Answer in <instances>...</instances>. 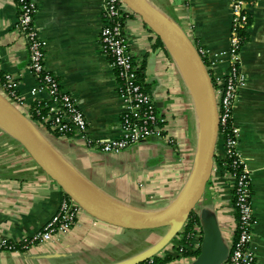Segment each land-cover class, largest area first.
I'll return each mask as SVG.
<instances>
[{"label":"crops","instance_id":"crops-1","mask_svg":"<svg viewBox=\"0 0 264 264\" xmlns=\"http://www.w3.org/2000/svg\"><path fill=\"white\" fill-rule=\"evenodd\" d=\"M144 1L205 50L208 65L215 63L211 73L226 71L230 0ZM35 2L34 23L46 52L45 69L56 75L62 90L77 101L91 142L119 137L124 103L115 71L99 47L103 24L100 0ZM246 10L251 23L239 52L245 84L238 90L232 122L238 128L237 148L251 176L255 264H264V0L247 5ZM17 18L16 1L0 0V71L17 80V91L32 105L29 90L36 78L28 68L27 45L16 29ZM124 31L142 74L140 82L155 103L162 138L151 137L115 154L87 146L77 134L59 135L49 125H38V129L60 162L96 195L139 210H162L180 197L192 176L203 142L202 114L191 78L175 53L131 11ZM39 96L46 98V93ZM224 159V139L219 136L199 210L206 208L215 214L230 247L237 212L234 178ZM62 192L0 123V243L20 244L31 238L56 212ZM133 231L137 230L104 223L82 211L66 234L51 241L26 249L0 248V264H117L149 249L165 234H148L147 238ZM180 238L157 256H176ZM193 259L175 258L166 264H188Z\"/></svg>","mask_w":264,"mask_h":264},{"label":"built area","instance_id":"built-area-1","mask_svg":"<svg viewBox=\"0 0 264 264\" xmlns=\"http://www.w3.org/2000/svg\"><path fill=\"white\" fill-rule=\"evenodd\" d=\"M258 0H230L232 10L229 57L227 69L221 73H211L217 95L219 134L221 128H228L224 138L225 167L234 178V207L237 212V225L234 242L230 246L228 258L222 264H255L253 249L256 218L251 206V176L238 150V128L232 122V111L238 96V90L245 84V76L240 69L239 52L241 42L239 30L247 25L248 13L243 10ZM19 13L16 29L24 36L29 62L28 68L36 78V84L29 90L34 104L27 102L16 89L17 80L5 73L3 90L6 98L20 109L29 119L32 114L37 118V126L49 125L59 135L77 134L87 146L98 147L106 153H119L128 147L141 143L151 137L162 138L163 127L151 95L145 90L137 77L135 65L125 37V18L130 11L122 0H100L103 24L99 32V47L109 59L115 71L119 96L124 106L120 116V136L109 140L91 142L87 130V121L73 96L62 90L56 75L44 67L45 48L34 23L37 12L35 0H16ZM201 57L205 50L197 48ZM211 62L209 70L214 66ZM45 92L46 98L40 97ZM12 99V100H11ZM31 108L33 111H29ZM46 112L42 113V110ZM31 120V119H30ZM82 211L81 207L69 197H63L56 212L31 238L24 239L19 245L28 248L44 244L55 237L66 234ZM181 243L176 247L178 253L200 248L202 240L201 226H195L188 234L180 235ZM186 243H182L183 239ZM0 248L14 250V244L3 240Z\"/></svg>","mask_w":264,"mask_h":264},{"label":"water","instance_id":"water-1","mask_svg":"<svg viewBox=\"0 0 264 264\" xmlns=\"http://www.w3.org/2000/svg\"><path fill=\"white\" fill-rule=\"evenodd\" d=\"M122 1L129 11L138 15L175 53L186 72L193 74L199 86L201 98L194 89L193 91L198 98L203 119V142L192 176L180 197L162 210L144 211L96 195L54 155L38 126L1 92L0 123L84 212L99 221L124 229L167 228L165 234L149 249L117 264H140L157 256L177 237L193 211L197 213L200 221L202 240L199 254L188 264H222L228 258L230 247L222 237L217 218L206 208L196 209L213 168L215 147L219 138L217 95L212 79L194 42L175 22L151 8L144 0Z\"/></svg>","mask_w":264,"mask_h":264},{"label":"trees","instance_id":"trees-1","mask_svg":"<svg viewBox=\"0 0 264 264\" xmlns=\"http://www.w3.org/2000/svg\"><path fill=\"white\" fill-rule=\"evenodd\" d=\"M246 1L250 2L251 0H246ZM16 4H17V2H16ZM17 7H18V13H19V4H17ZM243 10L244 11H247L246 10V7H243ZM250 23H251V19H250V16H248V18H247V25L245 26V28H242V29L239 30V36H240L241 45H243L247 41V39H248L247 29L250 26ZM157 39H158L159 42H161L158 37H157ZM202 59H203V62H204L205 66H206V68H207V70H208V72L210 74V70L208 68V66H209L208 65V61L203 56H202ZM5 75L6 74L4 72H1L0 71V92L3 95L6 96V94H5L4 90H3V86L6 83L5 82ZM141 76H142L141 72L137 71V77H138L139 81L141 80ZM213 86H214V88L216 87V85H215L214 82H213ZM43 112L45 113L46 112V109H43L42 110V113ZM30 119H31V121L35 122L37 118L35 117L34 114H32L31 117H30ZM221 131H222L223 135H220L219 134V136H221L224 139L229 134V129L228 128H226V129L221 128ZM228 162H229V160L224 159V163L228 164ZM62 193H63V197H68L64 192H62ZM233 201H234V198H233ZM195 226H200V221H199V218H198L197 213L195 211H193L190 214L189 218L187 219L185 226L183 227V229L181 230V232L178 233L177 236L182 235V234H184V235L185 234H188L189 232H191L193 230V228ZM182 243H186V238H185V240L183 239V242ZM18 248H20V245L19 244H14V249H18ZM199 252H200V248H198V249H196L194 251L185 250L183 253H178L176 251V256L175 255L174 256L166 255L164 257L154 256V257H152V258H150V259H148V260H146V261H144V262H142L140 264H166V263L172 261L175 258H180V256L181 257L182 256H184V257L190 256V257L195 258L199 254Z\"/></svg>","mask_w":264,"mask_h":264},{"label":"rangeland","instance_id":"rangeland-1","mask_svg":"<svg viewBox=\"0 0 264 264\" xmlns=\"http://www.w3.org/2000/svg\"><path fill=\"white\" fill-rule=\"evenodd\" d=\"M199 204L200 203H198L196 209H199ZM166 230H167V228H157V229H150V230H137V231H133L134 232L133 234L137 235L138 237H147L148 234L151 236H154L159 232H160L159 234L165 233ZM140 242H142V241H140ZM183 258H184V256H182V257L180 256V259H183Z\"/></svg>","mask_w":264,"mask_h":264},{"label":"bare ground","instance_id":"bare-ground-1","mask_svg":"<svg viewBox=\"0 0 264 264\" xmlns=\"http://www.w3.org/2000/svg\"><path fill=\"white\" fill-rule=\"evenodd\" d=\"M189 74V76H190V78H191V82L193 83V89L195 90V92L197 93V95H198V97H200L201 98V95H200V93H199V86H198V84H197V82H196V80H195V78H194V76H193V74L192 73H188ZM189 81V80H188ZM189 84H191V83H189ZM201 104H202V102H201ZM202 106V105H201Z\"/></svg>","mask_w":264,"mask_h":264}]
</instances>
